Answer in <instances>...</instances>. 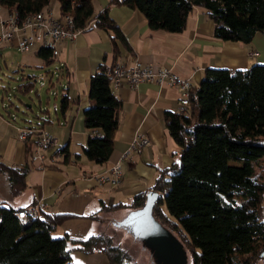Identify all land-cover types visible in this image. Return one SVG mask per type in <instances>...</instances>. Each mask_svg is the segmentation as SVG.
<instances>
[{
  "label": "trees",
  "instance_id": "1",
  "mask_svg": "<svg viewBox=\"0 0 264 264\" xmlns=\"http://www.w3.org/2000/svg\"><path fill=\"white\" fill-rule=\"evenodd\" d=\"M52 1L58 3V14L71 15L80 30L90 29L93 24L95 28L105 29L110 37L114 62L110 66L102 64L91 76L90 107L83 113L84 128L90 133L95 131L98 136H89L82 156L97 165L105 164L112 153L122 109L108 74L122 52H131L119 29L108 18L111 6L140 12L148 28L155 32H182L188 15L196 7L208 12L216 39L249 45L256 34L264 36V0H113L97 14L93 0H0V9L25 18L46 12ZM36 56L44 62V72L34 76L17 71L21 72V78L16 81V91L39 97L35 87L46 86V92L58 101V112L64 116L76 103L62 87L68 71L63 66L57 71L50 69L56 58L48 49L38 48ZM1 88L3 103L7 88ZM25 107L32 110L31 105ZM9 109L16 115L19 112L13 103H8L5 110ZM39 112L38 118L34 116V126L37 120H42L41 115L50 116L49 109L40 108ZM20 120L24 121L25 117ZM164 122L180 154L176 163L161 172L153 188L157 194L152 210L154 219L181 236L191 251L192 264H254L261 260L264 251V222L260 216L264 193V66L247 71L206 70L199 86L191 90L187 110L166 112ZM43 126L37 128V133L28 134L23 142L27 158L39 141ZM56 155L65 164L72 157L67 148L57 150ZM0 173L6 176L12 196L27 188V168L14 169L0 161ZM147 194L135 196L130 205L108 209L140 210ZM101 208L106 209L103 205ZM18 210L0 203V264H72L70 245L85 253L101 252L109 264H126L125 253L111 248L101 237L71 240L68 235L51 236L67 221L93 220L95 216L43 214L22 222L15 217Z\"/></svg>",
  "mask_w": 264,
  "mask_h": 264
},
{
  "label": "crops",
  "instance_id": "2",
  "mask_svg": "<svg viewBox=\"0 0 264 264\" xmlns=\"http://www.w3.org/2000/svg\"><path fill=\"white\" fill-rule=\"evenodd\" d=\"M111 1L93 0L95 14ZM108 18L119 29L131 50L122 52L116 64L130 67L134 61H138L144 66L165 68L179 78L189 80L192 89L199 86L208 69L247 71L255 66H264L262 34H256L249 45L216 39L209 14L202 8H193L186 20L185 29L177 34L151 31L140 12L124 6H111ZM10 49L16 48L9 44L1 46V60L4 61L3 57L8 56L4 52ZM111 49L108 32L93 27V24L75 41H64L58 46L59 54L55 60L68 71V79L62 87L67 89L69 98L76 103L69 107L64 116L59 112H55L53 118L41 115L45 118L37 122L44 125L42 132L58 140V147L49 152V158L57 150L67 148L72 156L68 164L63 163L61 157H53L42 167L31 164L16 132V128L23 126V123L20 119L12 123L9 114L15 113L12 109L5 110L7 105L2 103L0 161L14 169L27 168V188L18 196H12L6 176L0 173V203L20 210L41 202L43 209L39 217L43 214L99 217L107 213L108 208L130 205L135 196L152 192L161 172L178 161L180 150L165 126L164 114L184 113L187 107L181 105L180 93L175 88L160 87L155 83H144L136 89H130L126 84L120 88L112 85L114 95L122 103L120 125L114 136L112 153L103 165H97L82 156V149L91 135L84 128L83 122L84 110L90 107V79L102 64L112 65ZM37 52L38 49L31 53L38 63L31 57H24L23 61L18 62L17 70L24 75H34V72L29 73L27 69H42L44 62L36 56ZM4 65L9 70L10 66L5 61ZM56 107L58 103L54 104L53 110ZM135 136L147 138L150 146L131 152L122 162V178L117 186L100 185L97 176L120 159ZM74 157L79 159L74 160ZM102 205L106 209L103 210ZM262 205L264 207V193ZM131 211V208L108 211L116 221L113 226L117 227L121 223L117 220ZM99 229L100 224L95 220H71L59 226L51 236L61 238L68 235L71 240H86L100 233ZM69 248L72 264H109L101 252L85 253L74 245Z\"/></svg>",
  "mask_w": 264,
  "mask_h": 264
},
{
  "label": "built area",
  "instance_id": "3",
  "mask_svg": "<svg viewBox=\"0 0 264 264\" xmlns=\"http://www.w3.org/2000/svg\"><path fill=\"white\" fill-rule=\"evenodd\" d=\"M86 30H79L75 25H70L69 16H55L52 9H48L46 17L35 19V22L20 21V24H13L10 15L0 14V48L3 44L13 45L20 53H31L37 51L39 42H46L52 57L56 58L59 54L58 46L61 42H73ZM252 55H256L253 53ZM62 64L57 63L53 69L57 71ZM110 78H116L117 87L126 84L130 89H136L144 83H155L160 87L175 88L181 97V105L188 107L190 93L192 90L189 80L181 79L170 70L155 66H144L138 61H134L130 67L116 64L108 74ZM18 81V79H16ZM1 88V87H0ZM39 117V113L36 115ZM44 119L45 117H41ZM16 114H11L9 120L12 123L17 121ZM41 122L34 125H23L16 128L18 139L24 142L28 134L37 133ZM92 136H98L92 131ZM150 141L141 136H135L130 142L127 150L123 152L120 159L107 167L97 181L100 185L117 186L122 178V162L126 160L131 152L143 150L150 146ZM58 147V140L54 136L45 132H40V139L29 157L31 164L42 167V165L60 155L50 156L48 152ZM43 209L41 202L34 203L25 209H20L14 214H18L24 221L28 218H36ZM264 216V214H263ZM264 257V255H263ZM264 262V261H263Z\"/></svg>",
  "mask_w": 264,
  "mask_h": 264
},
{
  "label": "rangeland",
  "instance_id": "4",
  "mask_svg": "<svg viewBox=\"0 0 264 264\" xmlns=\"http://www.w3.org/2000/svg\"><path fill=\"white\" fill-rule=\"evenodd\" d=\"M49 9H52L53 15L60 16L58 14L59 7L56 1H52V4ZM1 14L7 15L6 13H3L2 10H1ZM62 16L64 15H61V17ZM4 55L5 56L8 55L7 57H3V59L5 63L8 64L10 67L9 70H7L6 66L4 65V61L0 59V68H1L0 87L3 86L7 88L6 89L7 92L4 93L5 95H4L3 104L6 106L8 105V103H13L16 107H18L19 109V112H17L19 114V115L17 114L19 116L18 119H23V116L25 117L24 121L19 120L23 123V125H34L32 124L34 120V116L37 115V113L40 111V108H42L43 110L49 109L50 117L51 118L55 117L53 106L54 104L57 105L58 101L55 102L53 96L49 97V94L46 92V86L40 87L37 84V87H35V90H38L37 95L39 97H37L34 93L22 95L16 91V86L18 85L16 82L17 81L16 78H19L18 80H20L21 78V76H19V73L21 72H17L19 71L17 70L19 68L18 62L23 61L24 57H31V59L34 62L38 63L36 57H33L32 53L24 54L18 52L16 49L6 50L4 52ZM56 64L57 61L53 65V67ZM53 67L51 66L50 69L52 70ZM27 72L29 73L34 72V76H39L41 75V73L44 72V70L37 69L36 67V68H28ZM3 92L4 91L2 90V88H0V97H1V93ZM48 97L50 98L49 101L47 100ZM39 100L40 103L38 102ZM1 105L2 103L0 101V109H1ZM25 105H31L32 110H28L25 107ZM57 112H58V108L56 107V113ZM28 122H31V124H28ZM108 211H106L107 213L102 214L99 217L93 219L100 224V229H99L100 233H98L95 236L101 237L102 239L106 240L111 248H118L121 251H123L127 257L126 264H192L191 251L188 248V246L182 241V238L178 233L173 232L171 234L180 243L181 241L183 242V244L181 243L183 251L185 252L183 258L178 259L175 256H167L165 258L157 257L153 252L154 250L152 244L148 242L146 239H138L134 237V235L130 231L119 226L114 227L113 223L114 222L116 223V221L114 220V218L111 217ZM163 211L165 212L166 215H168L165 208H163ZM128 216L129 214H127L126 216H124L123 218L117 221L123 222L128 218ZM169 218L172 219L171 217ZM164 227L167 226L165 225ZM261 258H262L261 260L256 261L254 264H264L263 262L264 257Z\"/></svg>",
  "mask_w": 264,
  "mask_h": 264
},
{
  "label": "water",
  "instance_id": "5",
  "mask_svg": "<svg viewBox=\"0 0 264 264\" xmlns=\"http://www.w3.org/2000/svg\"><path fill=\"white\" fill-rule=\"evenodd\" d=\"M156 199V193H148L145 205L140 210L131 212L128 218L117 226L130 231L138 239L150 242L157 257L175 256L182 259L185 254L182 244L153 217L152 210ZM263 255L264 251L260 257Z\"/></svg>",
  "mask_w": 264,
  "mask_h": 264
},
{
  "label": "bare ground",
  "instance_id": "6",
  "mask_svg": "<svg viewBox=\"0 0 264 264\" xmlns=\"http://www.w3.org/2000/svg\"><path fill=\"white\" fill-rule=\"evenodd\" d=\"M47 13H48V10L44 13H37V14H33V15H30V16H27L25 18H19V16L16 15V13L14 12H11L7 15H10L12 20H13V24H20V21H22V19L24 20V22H35V19L37 18H41V17H46L47 16ZM0 14H1V9H0ZM66 16H69V15H66ZM69 22H70V25H74L73 21H72V18L71 16H69ZM89 27H86L84 30H87ZM80 30V29H79ZM37 48H45V49H48V44H46V42H39L38 43V47ZM112 79V85L113 87L115 88H118L117 87V83H116V78H111ZM260 216H261V219L262 221L264 222V207L261 209L260 211ZM15 217L19 220V221H22L24 222V220L22 219V217L18 214H15Z\"/></svg>",
  "mask_w": 264,
  "mask_h": 264
},
{
  "label": "snow or ice",
  "instance_id": "7",
  "mask_svg": "<svg viewBox=\"0 0 264 264\" xmlns=\"http://www.w3.org/2000/svg\"><path fill=\"white\" fill-rule=\"evenodd\" d=\"M77 264H79V262H77Z\"/></svg>",
  "mask_w": 264,
  "mask_h": 264
}]
</instances>
